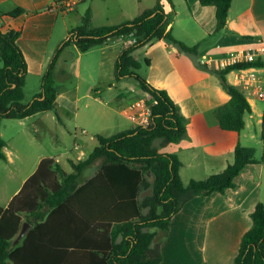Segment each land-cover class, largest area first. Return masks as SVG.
I'll list each match as a JSON object with an SVG mask.
<instances>
[{
  "label": "crops",
  "instance_id": "crops-1",
  "mask_svg": "<svg viewBox=\"0 0 264 264\" xmlns=\"http://www.w3.org/2000/svg\"><path fill=\"white\" fill-rule=\"evenodd\" d=\"M52 1L0 0V26L20 29L17 44L27 65L23 102H29L40 91L42 73L59 50L54 66L58 95L53 110L23 119L0 120V136L6 141L5 159H0V209L19 192L43 158H53L70 173L72 163L84 160L94 149L95 134L111 135L113 132H105L136 126L132 123L129 128L115 127L119 116L144 99L142 95L129 99L127 104L124 92H110L115 83L109 84L105 92L96 88L98 81L115 79L118 54L122 47L133 42V37L120 36L85 52L74 44L64 48L62 43L68 39L69 30L64 29V15L62 28L56 30L57 12L51 9ZM165 1L169 10L161 3L170 15L168 27L172 35L188 46L200 43L196 58L200 63L221 68V62H231L249 52L264 61V0H232L226 27L219 34H214L213 5L184 0L186 9L182 12L184 8L174 10L172 0L171 4ZM155 3L156 0L153 5L142 4L139 13ZM17 7L23 8L24 13L14 18L6 15ZM139 49L143 51L144 60L148 59L146 80L165 89L186 118L187 137L158 148L159 152L175 154L180 160V178L181 171L189 172V181L223 170L232 160L237 143L253 147L258 160L247 164L235 176L233 188L224 193L194 196L172 215L167 234L159 244L158 264H234L240 239L252 224L251 213L258 203L264 206V99L257 98L242 84H236L230 71L226 79L243 91L250 112L244 114V128L240 132L224 130L218 124L214 109L229 96L220 88L214 73L196 65L190 55L179 52L162 39L136 49V59L135 52ZM68 56L71 57L69 64L66 63ZM81 63L87 70L104 72V76L96 78L89 74V80L84 81L85 87L81 88L85 79ZM255 70L264 76V66ZM65 75L73 79L68 85H64ZM28 91L31 93L27 94ZM45 139H49V144L62 142L64 150L46 149ZM68 139L72 142L70 149ZM184 152L188 153L187 160L182 157ZM94 163L89 173L84 175L92 164L82 171V182L97 172L99 163ZM31 220L25 221L29 223L28 229L33 226Z\"/></svg>",
  "mask_w": 264,
  "mask_h": 264
},
{
  "label": "trees",
  "instance_id": "trees-1",
  "mask_svg": "<svg viewBox=\"0 0 264 264\" xmlns=\"http://www.w3.org/2000/svg\"><path fill=\"white\" fill-rule=\"evenodd\" d=\"M171 4L170 0H167ZM232 0H199L215 7L214 34L226 27ZM17 7L7 16L24 13ZM90 10L81 25L68 32L62 47L74 44L81 52L120 36L133 42L121 48L115 79L133 77L150 105V124L134 126L111 135L95 134L96 145L82 161L65 172L51 157L43 158L36 171L23 183L4 209H0V264H158L159 244L168 223L190 198L224 193L233 188L234 178L244 167L258 161L255 149L236 144L225 168L202 179L184 183L179 175L180 160L175 154L159 152L153 142L176 143L187 137L186 118L165 89L151 85L136 72L140 62L134 51L162 39L179 52L190 55L196 65L214 73L228 100L214 109L219 126L240 132L250 104L235 85L227 81L232 71L262 67L264 61L237 60L222 68L209 67L196 58L200 43L192 46L176 39L169 25L170 15L161 0L130 20L119 24L90 27ZM20 29L0 26V120L23 119L51 111L58 95L54 66L59 53L44 69L40 91L23 102L27 65L17 39ZM61 50V49H60ZM148 63V59L144 60ZM264 120V117H263ZM6 141L0 136V159H5ZM99 163L95 175L81 181L82 171ZM18 243L13 241L25 221L32 222ZM252 224L241 239L234 264H264V206L258 203L251 213Z\"/></svg>",
  "mask_w": 264,
  "mask_h": 264
},
{
  "label": "rangeland",
  "instance_id": "rangeland-1",
  "mask_svg": "<svg viewBox=\"0 0 264 264\" xmlns=\"http://www.w3.org/2000/svg\"><path fill=\"white\" fill-rule=\"evenodd\" d=\"M154 0H82L80 1L73 10L67 11L64 13L57 12V19H56V30L59 28H62L63 25V18L62 16L64 15V29H68L69 31L76 27L81 25V19L87 9L90 10V22L89 26L92 27H97L101 25H113V24H119L122 22H125L127 20L132 19L133 17L137 16L140 11L141 5H153ZM165 5L166 9L169 10L170 7L167 5L165 0H161ZM173 1V8L175 11L182 10V12L186 9V4L184 0H172ZM136 57L138 61L140 62V66L138 69H136V72L140 74L142 77L145 78V75L147 73V66L144 61V56H143V51L142 49L137 50L136 52ZM71 60V57L68 56L66 59V63L69 64ZM83 62V61H82ZM0 66H1V61H0ZM81 74L82 77L85 79L81 82V88L85 87L86 83H83L84 81H88V76L91 74L93 77H98L102 76L104 72H100L98 70H87V66L83 68V63H81ZM104 76V75H103ZM233 75L231 74L230 77ZM104 79V77H103ZM122 79V78H121ZM146 79V78H145ZM73 79L70 77L68 78L66 75L64 76V85H68ZM104 81V82H103ZM98 81L96 84V88L100 89L102 92H105L106 87L109 84H114L115 87L111 89L110 92H118L121 94H125L127 96L125 99H127V104L128 100H134L136 97H140L144 95L143 91L140 89L138 82L133 78V77H125V79L120 80V79H111L109 78L107 81ZM31 92L28 91L27 94H30ZM117 125L115 127H124V128H129L132 126V121L127 119L125 115L119 116V118L116 121ZM120 129V128H119ZM115 131L118 130H110V132H105V133H115ZM45 148H49L52 151H59L61 149L64 150V144L62 142H59V144H49V139H45ZM68 147L69 149L72 147V142L68 139ZM154 146L157 148H161L160 140L156 139L153 142ZM182 157L184 160L188 159V153L184 152L182 154ZM96 163H93L90 167L86 169L84 172V175L89 173L93 167L95 166ZM65 165V164H64ZM66 170L69 171V167L66 165ZM188 175L189 172L187 171H181V179L184 183L188 182Z\"/></svg>",
  "mask_w": 264,
  "mask_h": 264
},
{
  "label": "built area",
  "instance_id": "built-area-1",
  "mask_svg": "<svg viewBox=\"0 0 264 264\" xmlns=\"http://www.w3.org/2000/svg\"><path fill=\"white\" fill-rule=\"evenodd\" d=\"M82 0H53L51 9L55 12H67L75 8ZM255 54L252 52L244 54L241 58L235 57L231 62L237 60H254ZM229 62H221L220 67H224ZM233 81L236 84H242L245 89L253 92L257 98L264 99V76L257 74L255 67L241 68L232 70ZM125 115L129 120L135 123L136 126L149 125L150 120V105L143 100L135 103V105L126 110Z\"/></svg>",
  "mask_w": 264,
  "mask_h": 264
},
{
  "label": "water",
  "instance_id": "water-1",
  "mask_svg": "<svg viewBox=\"0 0 264 264\" xmlns=\"http://www.w3.org/2000/svg\"><path fill=\"white\" fill-rule=\"evenodd\" d=\"M29 227V223L28 222H24L21 226V229L19 231V233L17 234L16 238L14 239L13 243L16 244L19 242V240L23 237V235L25 234V232L27 231Z\"/></svg>",
  "mask_w": 264,
  "mask_h": 264
}]
</instances>
